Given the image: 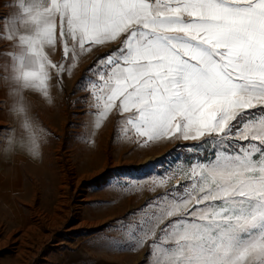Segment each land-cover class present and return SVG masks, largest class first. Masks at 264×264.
Masks as SVG:
<instances>
[{
  "label": "snow or ice",
  "instance_id": "snow-or-ice-1",
  "mask_svg": "<svg viewBox=\"0 0 264 264\" xmlns=\"http://www.w3.org/2000/svg\"><path fill=\"white\" fill-rule=\"evenodd\" d=\"M32 4L35 10H25L32 28L19 40L28 64L39 69L25 73L34 87L46 91L47 66L56 67L45 47L57 43V21L64 55L73 60L93 46L119 43L98 61V81L91 83L97 128L118 107L129 114L124 131L145 138L144 146L205 136L247 141L236 154L226 146L215 162L194 167L199 181L183 195L158 197L129 247L148 244L155 259L146 264H264V0ZM10 31L16 33L15 21Z\"/></svg>",
  "mask_w": 264,
  "mask_h": 264
},
{
  "label": "rangeland",
  "instance_id": "rangeland-1",
  "mask_svg": "<svg viewBox=\"0 0 264 264\" xmlns=\"http://www.w3.org/2000/svg\"><path fill=\"white\" fill-rule=\"evenodd\" d=\"M14 35L8 41L11 48L18 39ZM119 46H93L73 60L64 55L57 21V43L47 51L56 65L47 66V88L55 105L48 107L39 94L32 93L39 97L35 99L30 94L33 115L50 133L43 160L35 162L23 154L0 157V264L151 262L155 254L148 255V244L134 250L129 245L141 223L156 212L157 198L183 195L185 187L199 181L192 175L194 167L215 162L226 146L228 154H236L247 144L205 136L144 146L145 138L130 127L124 131L129 114L121 115L118 107L97 128L91 83L98 81V61ZM3 49L1 43L0 54ZM94 66L97 71L89 72ZM13 126L6 93L0 89V132ZM160 179L167 183H154ZM150 202L153 206L146 209Z\"/></svg>",
  "mask_w": 264,
  "mask_h": 264
},
{
  "label": "clouds",
  "instance_id": "clouds-1",
  "mask_svg": "<svg viewBox=\"0 0 264 264\" xmlns=\"http://www.w3.org/2000/svg\"><path fill=\"white\" fill-rule=\"evenodd\" d=\"M13 7L9 15L0 20V27L10 31L12 22H16V36L14 48L9 57L0 61V89L7 96L8 113L14 126L5 132H0V157L11 158L17 154H23L32 161L43 160V149L49 141L50 133L43 127L40 121L33 115V105L30 94L41 96L48 107L55 105V97L47 88L43 91L33 85L37 82L25 73L39 71L31 67L27 62L28 49L19 40L20 35L28 34L32 28L30 17L25 10L33 8L32 0H12ZM25 21H28L25 23ZM21 58L24 63H21Z\"/></svg>",
  "mask_w": 264,
  "mask_h": 264
},
{
  "label": "crops",
  "instance_id": "crops-1",
  "mask_svg": "<svg viewBox=\"0 0 264 264\" xmlns=\"http://www.w3.org/2000/svg\"><path fill=\"white\" fill-rule=\"evenodd\" d=\"M12 7H13L12 0H0V8H2L1 20H3L4 17H7L9 15V12H10ZM13 38H15L14 32L10 33L9 31H2V34H0V44L2 43V46H4L5 49H7V46H9V44H10V42H8V41H10L9 39H13ZM113 44L117 45L119 43H113ZM69 47H71L70 44H69ZM5 49H3L1 54L4 52Z\"/></svg>",
  "mask_w": 264,
  "mask_h": 264
},
{
  "label": "bare ground",
  "instance_id": "bare-ground-1",
  "mask_svg": "<svg viewBox=\"0 0 264 264\" xmlns=\"http://www.w3.org/2000/svg\"><path fill=\"white\" fill-rule=\"evenodd\" d=\"M50 49H51V48L48 47V46L45 47V53H46V55L49 54L47 51H49ZM12 50H13V47L11 48V44H9V46H7V49H5L4 52L0 55V57L2 58V61L6 60V59L9 57V55H10V53H11ZM31 96H32L34 99H35V98H39L38 96H36V95H34V94H32Z\"/></svg>",
  "mask_w": 264,
  "mask_h": 264
}]
</instances>
